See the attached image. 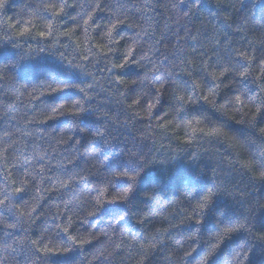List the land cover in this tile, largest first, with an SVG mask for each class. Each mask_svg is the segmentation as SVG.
<instances>
[{
    "label": "trees",
    "instance_id": "16d2710c",
    "mask_svg": "<svg viewBox=\"0 0 264 264\" xmlns=\"http://www.w3.org/2000/svg\"><path fill=\"white\" fill-rule=\"evenodd\" d=\"M262 130L264 0H0V264H264Z\"/></svg>",
    "mask_w": 264,
    "mask_h": 264
},
{
    "label": "snow or ice",
    "instance_id": "6c2138e0",
    "mask_svg": "<svg viewBox=\"0 0 264 264\" xmlns=\"http://www.w3.org/2000/svg\"><path fill=\"white\" fill-rule=\"evenodd\" d=\"M21 35H23V33H21ZM125 63H127V61H125ZM121 67H123V65H121ZM264 131V130H262ZM206 200L208 199V197L205 198Z\"/></svg>",
    "mask_w": 264,
    "mask_h": 264
}]
</instances>
